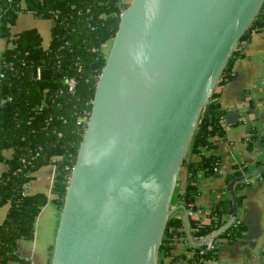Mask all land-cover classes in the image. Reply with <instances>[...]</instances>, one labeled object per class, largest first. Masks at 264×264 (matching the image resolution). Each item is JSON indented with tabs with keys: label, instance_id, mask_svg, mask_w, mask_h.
I'll return each mask as SVG.
<instances>
[{
	"label": "water",
	"instance_id": "1",
	"mask_svg": "<svg viewBox=\"0 0 264 264\" xmlns=\"http://www.w3.org/2000/svg\"><path fill=\"white\" fill-rule=\"evenodd\" d=\"M263 3L127 2L94 86L49 264H159L192 137ZM238 116L232 109L225 121ZM262 169L230 180L231 214L211 235L237 214L236 184Z\"/></svg>",
	"mask_w": 264,
	"mask_h": 264
},
{
	"label": "trees",
	"instance_id": "2",
	"mask_svg": "<svg viewBox=\"0 0 264 264\" xmlns=\"http://www.w3.org/2000/svg\"><path fill=\"white\" fill-rule=\"evenodd\" d=\"M21 1L0 0V39L4 42L0 48V161L8 164L0 173V204L8 205L0 223V264L10 260L30 264L18 252V242L33 237L36 216L47 196L43 191H25L24 183H29L32 172L44 164L54 162L58 167L54 188L61 207L85 126L81 118L88 114L105 61L102 46L114 35L122 8L120 0H23L24 7ZM22 10L53 19L47 47L34 27L11 32ZM263 25L264 3L244 36L248 38L253 28ZM228 69L229 65L226 77ZM69 77L75 80L73 91L66 84ZM225 113L216 100L209 103L194 132L192 153L176 194L186 207L189 203L198 206L202 178L218 173L215 167L220 168V157L214 148L225 137ZM7 150H11L10 156ZM256 165L263 167L257 177H264V160L259 159ZM247 172L249 169L243 167L228 175L226 184ZM242 183L236 185V190ZM236 198L238 204L240 195ZM231 209L229 197L218 198L210 207L208 224L188 218L192 235L202 236L218 228ZM169 225L162 248V255L171 257L169 264H215L216 246L203 253L198 250L201 244L191 246L189 257L179 251L178 243L186 236L182 217H172ZM241 231L242 224L232 222L220 235L235 239Z\"/></svg>",
	"mask_w": 264,
	"mask_h": 264
},
{
	"label": "crops",
	"instance_id": "3",
	"mask_svg": "<svg viewBox=\"0 0 264 264\" xmlns=\"http://www.w3.org/2000/svg\"><path fill=\"white\" fill-rule=\"evenodd\" d=\"M21 6L24 7L23 0ZM48 44L43 46L47 47ZM228 74L216 87V102L226 112L239 110V116L229 123L224 120L225 137L218 140L214 148L220 157V171L201 180L196 200L197 205L204 210L197 219L201 224L210 222L209 209L215 200L230 198L226 177L243 167L249 171L259 168L260 165L256 163L259 159L264 160V151L256 143L258 137V142L264 147V129L257 136L258 129L264 127V25L253 28L249 37L241 41L229 64ZM212 151L205 150V153ZM10 153L11 150L6 151L8 156ZM2 164L0 173L8 167L6 162ZM185 172L186 168L181 175L179 187ZM57 173L58 167L54 162L44 164L32 172L28 183L30 192L43 191L47 196L46 203L36 216L33 237L18 242V252L30 264H49L60 215V206L56 202L58 194L54 188ZM242 181L236 190V195H240L236 217L242 224V231L235 239L227 235L214 236L217 248L215 264H264V177H257L256 174ZM173 205L175 216L184 218L188 242L192 245L202 244L209 234L192 235V228L176 196ZM7 207V204H0V223L6 215ZM225 217L227 220L229 215ZM7 264L19 263L10 260ZM159 264H169V259L162 255Z\"/></svg>",
	"mask_w": 264,
	"mask_h": 264
},
{
	"label": "built area",
	"instance_id": "4",
	"mask_svg": "<svg viewBox=\"0 0 264 264\" xmlns=\"http://www.w3.org/2000/svg\"><path fill=\"white\" fill-rule=\"evenodd\" d=\"M120 3L122 5V8H121V11L122 9L126 6L127 4V0H120ZM36 74L37 76L40 75V70L39 68H37L36 70ZM66 84H67V87L70 91H73L74 88H75V80L73 77H69L67 80H66ZM88 115V114H87ZM81 120L84 121V123L86 122L87 120V116H84L83 118H81ZM225 120V119H224ZM223 120V121H224ZM57 157H54L53 159H56ZM215 170L217 171H220V168H217L215 167ZM24 190L25 191H29L28 189V183H24ZM181 202V201H180ZM181 206H182V209H183V214H185V216L187 218H193V219H199L200 215L203 213V209L199 206H195L193 205L192 203H189V205L186 207L184 206V204L181 202ZM210 210V209H209ZM230 216V215H229ZM172 217H177L175 216V214L173 213ZM183 219V225H184V229H185V221H184V218L182 217ZM236 225L240 223V220L235 216L233 221ZM200 223V222H199ZM201 224V223H200ZM190 225V224H189ZM214 230V229H213ZM209 236L208 238L201 244V246L198 247V250L200 253H203L207 250H211L213 249L216 245H215V242H214V235H211L212 233L209 232L208 233ZM178 244H182L179 246V251H182L184 252L188 257L191 256L192 254V249L190 248L191 246H197V245H192L188 242V239H187V236H184V238L182 240L179 241ZM200 245V244H199ZM169 260H170V256H166ZM214 261V260H213Z\"/></svg>",
	"mask_w": 264,
	"mask_h": 264
},
{
	"label": "rangeland",
	"instance_id": "5",
	"mask_svg": "<svg viewBox=\"0 0 264 264\" xmlns=\"http://www.w3.org/2000/svg\"><path fill=\"white\" fill-rule=\"evenodd\" d=\"M130 0H127L129 2ZM52 24L51 18H42L34 15L31 12H28L26 10H22L21 13H19L14 21V24L11 25V32L15 33L25 28L34 27L38 31H40L42 35V44L46 46L50 40V26ZM111 39L108 40L106 43L103 44L102 49L104 54L106 55L108 53L109 47H110ZM1 47L3 46L4 42L2 39H0ZM0 47V48H1ZM3 163V162H2ZM0 162V165H3ZM175 198L173 199V201Z\"/></svg>",
	"mask_w": 264,
	"mask_h": 264
}]
</instances>
